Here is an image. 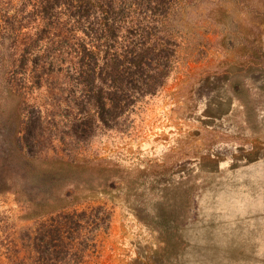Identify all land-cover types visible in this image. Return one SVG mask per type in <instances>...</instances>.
I'll return each instance as SVG.
<instances>
[{
  "label": "rangeland",
  "instance_id": "1",
  "mask_svg": "<svg viewBox=\"0 0 264 264\" xmlns=\"http://www.w3.org/2000/svg\"><path fill=\"white\" fill-rule=\"evenodd\" d=\"M164 26L178 42L166 83L79 145L99 175L80 208L111 214L80 264H264L262 16L187 0ZM33 226L0 194L2 262Z\"/></svg>",
  "mask_w": 264,
  "mask_h": 264
},
{
  "label": "trees",
  "instance_id": "2",
  "mask_svg": "<svg viewBox=\"0 0 264 264\" xmlns=\"http://www.w3.org/2000/svg\"><path fill=\"white\" fill-rule=\"evenodd\" d=\"M227 1L264 21V0H207ZM186 3L0 0V194L34 221L5 253L8 264H80L95 247L111 214L80 208L99 175L79 145L121 128L163 87L178 48L164 24Z\"/></svg>",
  "mask_w": 264,
  "mask_h": 264
}]
</instances>
